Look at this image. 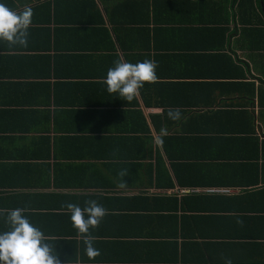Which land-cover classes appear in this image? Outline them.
Listing matches in <instances>:
<instances>
[{"label": "crops", "instance_id": "obj_1", "mask_svg": "<svg viewBox=\"0 0 264 264\" xmlns=\"http://www.w3.org/2000/svg\"><path fill=\"white\" fill-rule=\"evenodd\" d=\"M3 1L34 15L26 47L0 41V209H25L61 264H264V34H248L264 0ZM118 58L158 64L131 102L102 82ZM160 158L174 190L155 186ZM179 190L186 208L158 197ZM89 200L107 209L92 260L62 207Z\"/></svg>", "mask_w": 264, "mask_h": 264}, {"label": "clouds", "instance_id": "obj_2", "mask_svg": "<svg viewBox=\"0 0 264 264\" xmlns=\"http://www.w3.org/2000/svg\"><path fill=\"white\" fill-rule=\"evenodd\" d=\"M33 15L31 7L14 11L0 3V41L7 42L10 47H26ZM157 67V62L152 59L131 63L118 58L107 70L102 82L107 86L109 94H117L123 100L131 102L139 95L145 83H153L158 79ZM168 117L174 121L181 119L180 109H169ZM165 135L167 129L161 128L160 137ZM157 143L162 144V138H158ZM116 151L118 150H114L112 155ZM118 175L122 178L118 188L127 189L128 185L123 177L128 175V169L120 170ZM62 207H66L71 214L73 228L83 237L87 257L95 259L101 252L93 246L95 238L90 235L89 230L99 226L107 209L95 200L85 201L83 208L75 203H66ZM25 211L23 208L0 209V215L6 213V223L9 225V230L0 233V264H61L53 244L48 242V237L38 227L31 224L24 215ZM237 223L242 225L243 221L238 219ZM225 264H232V260L225 258Z\"/></svg>", "mask_w": 264, "mask_h": 264}, {"label": "trees", "instance_id": "obj_3", "mask_svg": "<svg viewBox=\"0 0 264 264\" xmlns=\"http://www.w3.org/2000/svg\"><path fill=\"white\" fill-rule=\"evenodd\" d=\"M3 3L7 5V3H5L3 1ZM249 22H254V21H249ZM254 24V23H252ZM258 23H255V27L251 30H249L248 34L249 35H255L258 34L260 36V33L262 32L264 34V31L261 29L262 26L259 27ZM257 32V33H256ZM259 48V47H258ZM264 49V46L262 47ZM15 57H12V59H14ZM10 59V58H8ZM8 59H5L3 62L7 63L9 61H7ZM185 129H182L181 132L182 134L184 133ZM182 134H176L173 135V141H170L173 143V145H170L172 147H176V148H181V146L183 144L186 143V141H184L183 139H180V136ZM243 137L239 138L240 140H243L244 145L246 146L248 144V146H250L251 142H253L257 136V134L255 133V131L253 130V132H249L248 134H244L241 135ZM186 137V136H185ZM89 139L87 138H80L79 139V143L77 144L80 147H85L88 144ZM164 151L166 153L167 158L170 161V167H171V171L174 177V180L176 182V184L178 185L177 188H186V157L182 156V155H173L169 152L168 147L164 146ZM69 151L72 153L74 151H76L75 148L69 149ZM156 163L159 164L157 171L155 173L154 176V181H155V186L156 187H160V189L162 190H174V183L171 181V178L165 173V171H163L160 167V163H162V159H156ZM181 190L178 191L179 194L176 195H159L158 197L161 199H164L166 201H170V202H177L176 197H178V195H180V200H181V204L179 205L181 209L186 208L184 206H186V194L182 195L180 193ZM175 204V209L177 210V204Z\"/></svg>", "mask_w": 264, "mask_h": 264}]
</instances>
